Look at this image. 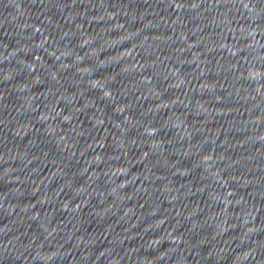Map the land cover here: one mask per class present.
<instances>
[{"label":"water","instance_id":"water-1","mask_svg":"<svg viewBox=\"0 0 264 264\" xmlns=\"http://www.w3.org/2000/svg\"><path fill=\"white\" fill-rule=\"evenodd\" d=\"M0 264H264V0H0Z\"/></svg>","mask_w":264,"mask_h":264}]
</instances>
